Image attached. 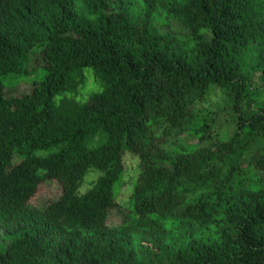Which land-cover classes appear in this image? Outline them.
Here are the masks:
<instances>
[{
	"label": "trees",
	"instance_id": "1",
	"mask_svg": "<svg viewBox=\"0 0 264 264\" xmlns=\"http://www.w3.org/2000/svg\"><path fill=\"white\" fill-rule=\"evenodd\" d=\"M258 172L264 0H0V264H264Z\"/></svg>",
	"mask_w": 264,
	"mask_h": 264
},
{
	"label": "rangeland",
	"instance_id": "2",
	"mask_svg": "<svg viewBox=\"0 0 264 264\" xmlns=\"http://www.w3.org/2000/svg\"><path fill=\"white\" fill-rule=\"evenodd\" d=\"M37 56H38V53H36L32 58V62L34 66L35 64L38 65L40 63V59L37 58ZM88 80H89L88 85L85 91L92 90L97 86V84L95 83L93 74H90V77ZM30 89H31V83L26 82V81H20L16 85H14V87L5 88L4 92L8 95L15 96V95L26 93L30 91ZM219 98H220V95L218 93L217 94L211 93L208 97V101H206L203 104L205 107L208 105L209 106L213 105L217 100H219ZM222 121L226 122L227 119H225L224 117ZM194 141H196V139H193L192 137L190 138L187 136L185 137V135L183 134L182 142L188 144V143H193ZM17 162H19V159H15V163ZM126 164H127V169H128L127 174L129 175H133V173L135 174L136 173V170H135L136 159L130 153L126 155ZM258 173H256V176L252 175L253 179L251 182L249 181V183L254 184L256 186H264V172H258ZM258 175L260 178L258 177ZM93 178L94 176L91 178V180H93ZM127 188H128L127 185L123 184L121 187V192L118 195V202H120L121 207L116 206L113 209H110L109 211L107 222L110 225L119 224L120 222H122V220L126 216L127 211L123 205L125 203V200L128 198ZM61 190H62L61 185L56 180L50 179L48 181L47 180L43 181L42 183L39 184V186L36 189L35 194L31 197L29 202L31 204H34L35 206L42 207L48 202L57 199L61 194Z\"/></svg>",
	"mask_w": 264,
	"mask_h": 264
},
{
	"label": "clouds",
	"instance_id": "3",
	"mask_svg": "<svg viewBox=\"0 0 264 264\" xmlns=\"http://www.w3.org/2000/svg\"><path fill=\"white\" fill-rule=\"evenodd\" d=\"M95 91L102 92L103 89H102V87H97V88H95ZM55 99H56V102L59 103L61 97L59 95H57V97Z\"/></svg>",
	"mask_w": 264,
	"mask_h": 264
}]
</instances>
